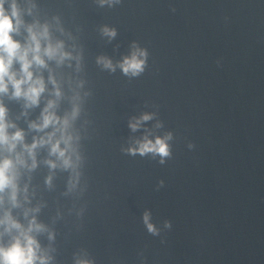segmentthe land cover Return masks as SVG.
<instances>
[{"label":"water","instance_id":"95a60500","mask_svg":"<svg viewBox=\"0 0 264 264\" xmlns=\"http://www.w3.org/2000/svg\"><path fill=\"white\" fill-rule=\"evenodd\" d=\"M20 3L31 7L26 22L49 23L53 39L79 56V67L48 62L64 93L58 113L81 97L79 183L69 191L72 170L49 169L44 161L55 157L46 148L19 180L29 188L24 207L39 205L47 230L36 235L49 264H264V0ZM134 46L147 50V63L125 75L117 62ZM102 56L115 70L97 62ZM49 95L27 115L22 100L3 97L27 142L37 134L28 122ZM145 112L152 119L133 131L129 120ZM168 132L164 163L125 150L146 133ZM24 207L11 209L22 222Z\"/></svg>","mask_w":264,"mask_h":264},{"label":"clouds","instance_id":"9594fccd","mask_svg":"<svg viewBox=\"0 0 264 264\" xmlns=\"http://www.w3.org/2000/svg\"><path fill=\"white\" fill-rule=\"evenodd\" d=\"M99 2L101 5L107 3L111 6L119 0ZM25 12L31 15V7L22 8L20 0H0V264H49L51 260L36 235L47 230L46 225L39 222L35 215L39 211V205L24 207L30 203L29 188L27 184L21 187L19 183L23 171L30 172L38 166V151L46 148L48 156L55 157L44 161L49 169L62 167L72 170L69 191L77 187L80 178V136L73 123L81 112V97L77 92L73 96L71 110L63 115L58 113L59 101L64 93L48 63L55 61L60 65L76 59L79 67V56L74 57L71 51L66 50L63 40L53 39L49 23H41L39 20L26 22ZM22 30L26 35L21 41L16 37ZM102 31L110 38L116 35L115 29L107 25ZM147 55L146 49L134 46L117 63L125 75L137 76L144 71ZM97 62L109 70H115L117 66L110 58L103 56L98 57ZM45 68L49 70L47 79L42 72ZM48 84L52 85L51 89ZM79 86H82V82ZM45 92L50 95L39 116L28 122L29 129L37 134L32 137L31 142H27L25 130L9 119V110L3 97L22 100L24 115H27L28 109L40 105ZM152 116V113L147 112L134 116L129 120V127L135 131L144 121L152 119ZM159 126L158 123L157 127ZM171 139V132L162 136L146 133L125 150L132 155H158L160 162L164 163L165 158L171 156ZM45 183L49 186L52 184L51 174L45 177ZM5 199L11 207H4ZM18 207H24V222L12 214L11 209ZM144 221L150 232H157L147 212ZM5 235L10 237L7 242L3 240ZM49 238H53V233H49ZM76 264H92V261L78 258Z\"/></svg>","mask_w":264,"mask_h":264}]
</instances>
